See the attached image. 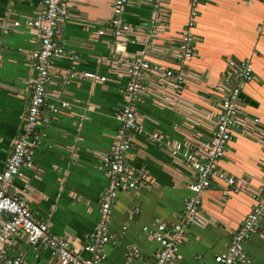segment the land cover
<instances>
[{
	"label": "crops",
	"instance_id": "crops-1",
	"mask_svg": "<svg viewBox=\"0 0 264 264\" xmlns=\"http://www.w3.org/2000/svg\"><path fill=\"white\" fill-rule=\"evenodd\" d=\"M42 0H0V19L19 21L17 29L0 32V171L9 155L13 139L20 127L29 101L28 81L34 75L29 54L39 46L35 32L24 20L32 16ZM72 18L60 24L58 41L64 50L74 51L79 70L97 71L106 77L102 83L78 79L62 83L58 74L47 83L48 101L64 100L69 107L49 117L41 124L42 134L32 151L33 163L22 167L12 182V193L23 197L35 218L49 224V231L66 235L83 258L89 253L82 249L85 236L99 218L98 196L106 186V178L97 166L96 154L110 149L120 124L116 110L121 103V88L127 77L117 75L109 62L119 56H133L146 50L152 58V47L162 46L164 39L186 24L191 4L189 0H168V30L157 39L148 40L140 33L139 40L114 45L107 30L110 0H71ZM152 2L145 4L130 0L124 17L133 27L152 17ZM198 16L193 28L196 55L185 66L200 75L187 79L183 96L202 110H216L215 86L226 61H246L256 79L243 84L241 96L244 110L264 122V0H201L196 5ZM70 61L63 56L54 62L55 70L63 69ZM146 132L157 131L172 140L182 141L184 115L168 108L153 105L145 97L136 105ZM176 126V127H175ZM131 165H144L153 189L147 193H120L108 225L110 233L121 234L117 243L103 247L105 264H152L154 249L159 243L143 226L156 220L175 223L181 213L183 199L191 194L189 173L171 161L162 146L149 142L142 135L133 139ZM136 153V154H135ZM259 144L237 137L228 145L226 159L219 167L242 183V190L222 194L221 186L199 193L200 208L210 222L190 224L185 228L187 241L179 250L177 264H218L214 258L227 250L230 235L242 217L254 204L246 186H261V168L257 160L263 156ZM135 206L138 214L129 219L126 209ZM125 228L122 231V228ZM10 256L25 253L29 264H49L51 250L40 249L35 258L23 234L13 235L4 244ZM246 261L240 264H264V219L260 232L243 244ZM136 248L138 255L128 253ZM4 264V263H2Z\"/></svg>",
	"mask_w": 264,
	"mask_h": 264
},
{
	"label": "built area",
	"instance_id": "built-area-1",
	"mask_svg": "<svg viewBox=\"0 0 264 264\" xmlns=\"http://www.w3.org/2000/svg\"><path fill=\"white\" fill-rule=\"evenodd\" d=\"M200 1L189 0L191 8L184 27L167 36L162 46L152 47L156 58L148 56L143 50L133 56L119 55L109 62L111 71L126 76L127 82L120 90L122 100L116 110L120 124L114 134L113 144L110 149L96 154L97 166L106 178V186L98 196V221L82 244V249L90 255L87 258L80 256L68 236L51 233L49 224L35 218L27 201L12 193L11 188L13 179L20 175V169L32 166V151L42 134L41 124L46 125L51 115L69 107L64 100H47V83L51 75L57 73L62 83L78 79L102 83L106 77L97 71L79 70L78 55L74 51L64 50L58 41L60 24L73 16L71 0H42L37 11L24 20L25 25L35 32L39 46L29 54L30 67L34 71L28 81L29 101L0 171V264H29L24 252L10 256L5 251L4 244L9 238L20 233L35 252V258L40 249L51 250L49 264H105L103 247L109 242L117 243L121 235L110 233L108 229L118 195L147 193L154 186L144 165L129 163V159L134 156L131 150L136 135H142L149 142L162 146L169 159L189 173L188 188L191 194L183 199L177 222L156 220L151 225L143 226V231L159 243L154 249L152 264H177L178 250L188 239L185 228L190 224L204 225L210 222L200 208L201 191L220 185L223 196L227 197L229 192L242 190L239 179L221 169L218 164L226 159L228 145L237 137L253 140L264 152V122L257 115L244 110L241 96L243 84L256 77L246 61L228 59L213 92L216 110L197 108L183 96L185 81L200 78L198 73L185 66V62L196 55L193 28L198 16L196 5ZM129 2L110 0L108 31L99 30L98 35L108 34L111 43L117 45L134 43L139 40L141 33L148 40V46H152L151 39H157L159 33L168 30V0H136L141 4L152 2L154 8L151 19L136 27L131 26L124 17L125 6ZM19 25V21L3 17L0 19V32H11ZM63 56L69 59V65L54 72L55 60ZM145 97L153 105L184 115L182 125L186 130L182 132L181 142L157 131H145L142 118L136 111L137 103ZM257 164L262 170L261 186L256 189L248 186L244 188L255 202L242 217L239 227L227 231L230 242L225 252L215 256L214 260L218 264H240L246 261L243 244L260 232V221L264 219V153ZM138 212L139 208L135 206L126 209L129 219H133ZM137 255L136 248L128 253L129 258Z\"/></svg>",
	"mask_w": 264,
	"mask_h": 264
}]
</instances>
